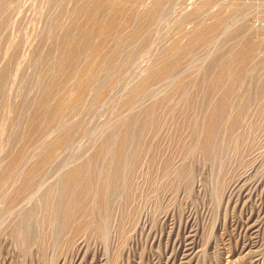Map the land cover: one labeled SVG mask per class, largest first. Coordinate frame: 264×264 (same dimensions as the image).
<instances>
[{"label": "rangeland", "instance_id": "374dc122", "mask_svg": "<svg viewBox=\"0 0 264 264\" xmlns=\"http://www.w3.org/2000/svg\"><path fill=\"white\" fill-rule=\"evenodd\" d=\"M88 1L0 0V264H264V0H163L158 17L143 26L144 39L133 42L138 20L120 24L100 52L120 40L116 67L102 59L108 70L93 79L77 109L26 143L34 104L58 77L62 41ZM154 1L124 4L142 14ZM240 51L244 60L231 77H219L223 57ZM95 58L85 55L76 65L84 69ZM166 66L162 78L152 74ZM226 92L228 107L205 155L194 143ZM119 131L130 136L119 151L129 183L110 190L103 213L93 195L79 214L64 216L62 181L95 157L97 180L104 176L116 162ZM60 136L66 138L34 187L10 200L28 167ZM22 149L20 167L1 176ZM29 211L34 214L26 219Z\"/></svg>", "mask_w": 264, "mask_h": 264}, {"label": "bare ground", "instance_id": "6f19581e", "mask_svg": "<svg viewBox=\"0 0 264 264\" xmlns=\"http://www.w3.org/2000/svg\"><path fill=\"white\" fill-rule=\"evenodd\" d=\"M48 1L51 2V0H48ZM125 1H127V0H117V1L114 0V2L112 0H91V2L88 1L89 4L91 3L90 6L84 5L85 7H82L80 10L78 9L79 11H77V12H78V15L81 16V19H80V21H78L76 19L78 21L77 24L75 23L76 26H74V29H72L73 31L70 29L72 32L70 31L69 32L70 34H67V36L64 38V42L62 41V44H61L62 46L60 45L61 46V48L59 49L60 51L58 50L59 52H61L60 56L62 57L61 59L59 58L61 61V62L59 61L60 65L59 66L57 65L58 66V73H59V74H57L58 77L57 78L54 77L56 80L54 79L50 88L47 87L48 90H47V93L45 92L46 95L44 96L43 100H41L42 102L37 104V105L34 104L35 107L33 108L34 109L33 117H32L31 122L29 124V128H28L29 130L27 129V132L25 133V135H23L24 139L29 138L30 143L35 142V141L37 142L38 136L41 134H45V132L50 128V126L52 124H56L61 119L63 120V117H65V115L68 114V112H71L73 109L75 110V108L77 109V106H79V104H81L83 102L85 96L87 95L86 93L90 91L88 89L89 88L92 89L93 85H91V83L94 82L93 79H96V77L99 76L102 71L108 70L107 68H106L107 70H103V67L105 66L106 63L103 65L104 61H102V59L105 60L106 58L109 57L108 59L110 60V62L111 61L114 62V63H111L112 64L111 66H113V67L115 66V64H116L115 61L118 57H120L119 54L121 53L120 49L118 48L120 40H118L119 43H118V45H116L115 48L113 46V48H114L113 50L108 51L102 57H100V52L103 48V45L106 44V42H109L110 40L113 39V37L115 36L114 31L116 30V28L119 27L120 24H123V26H124L125 24H128L129 22H133V21L138 20L137 30H135L132 34H130L129 38H131L132 42H133V38L134 37L136 38V36L140 37V39H144V35H145L144 29H145V27L148 26L145 24H149L150 22L152 23V21H154L156 19V17H158V15L162 11L163 0H155L153 2L152 6H150L149 9H146V11L142 14L137 13L135 8H134V10H132V8L130 10H129V8H125V5H126V4H124ZM42 6H43V4H42ZM46 8H48V7H46ZM78 15L76 16L77 18H79ZM56 23H57V21H56ZM129 25H131V24H129ZM143 26H145V27H143ZM213 26L214 25H212L210 27L208 26L209 28L206 27V29H202V31H199L198 34H196V36H195L196 40H194V43H195V41L197 43L201 42V40L203 41V39H201L202 35L204 33L210 34V32L213 31L211 29V27H213ZM72 28H73V26H72ZM215 31H216V28H215ZM127 36L125 38H127ZM118 37H120V36H118ZM138 37L136 39H138ZM122 38H121V40H122ZM125 38H124V41L126 40ZM60 39H61V37H60ZM124 41H123V43H124ZM115 42L117 43V41H115ZM248 43H247V45H248ZM134 45H135V43H134ZM137 45H139V43ZM250 47H252V46H250ZM120 48H121V46H120ZM121 51H122V49H121ZM132 53H135V52L132 51ZM241 54H242V51H240V56H241ZM85 55H90V56L92 55L96 58L99 57V60L94 61L96 63H93L92 65L90 64L87 67H85L84 69H80L76 64L78 61H80V59L84 58ZM132 56H135V55H132ZM240 56H237L236 54H234V55L227 54L225 57H223V64L220 66L221 70L219 71V73H220L219 77L222 78V77L230 76L231 69L234 68L237 65V63H240V60L241 61L244 60V56L243 55L241 57ZM130 59H133V58H130ZM130 61H132V60H130ZM228 62H230L232 64L231 65L232 67H230V69H228V66H227ZM56 64H58V63H56ZM167 65H169V64H167ZM54 66H56V65H54ZM67 66L69 67L68 69H67ZM169 68H171V67L169 66ZM169 68L166 66V67L161 68L159 70H157V69L153 70V73L152 72L151 73L155 76H159L162 78L165 74L168 73L167 70ZM113 69H112V71H113ZM61 73L62 74L64 73V74L61 76ZM109 74H110V72H109ZM104 75L109 76L108 74H106V72L104 73ZM63 76L66 77L65 79H67V82H64ZM4 77H5L4 75H1L0 83H2V81H4ZM106 78H107V82H105V83H108V77H106ZM106 78L104 80H106ZM98 79H99V77H98ZM110 79H112V78H110ZM112 80H110V81H112ZM218 80H216L214 83L217 84V81L219 83L223 79H218ZM95 82H97V80ZM102 83H104V82H102ZM93 84L95 86V83H93ZM111 84H113V83H111ZM224 84H226V83H224ZM90 85H91V87H89ZM227 90L229 91V89H227ZM138 91L137 90L135 91V93H134L135 96L138 94ZM99 94L96 96V98L99 96ZM100 97H98L97 99H100ZM227 98L228 97H227V92H226L225 95L221 96L217 100L214 107H212L211 109L209 108L210 109V111L208 110L209 113L207 111L208 121L206 120L207 123H206V126H204L205 127V129H204L205 133H203L204 136L202 137V139L200 138V136H198L200 138V140L197 139V142L195 140L194 144H196V146H197V144L200 145V147L203 150H205V152H204L205 155L210 153V151L212 149V146L214 143L213 141H214L215 136H216L215 135L216 134V124L218 122V118L220 117L219 115H221V113H223V111L225 109H227V107H228V101H227L228 99ZM1 101H3V100H1ZM39 102H40V100H39ZM35 103H37V102H35ZM49 104H52L53 107L49 108L48 107ZM126 128L127 127H125V129ZM141 128L142 127H139V130ZM121 129H123V128H121ZM119 132L120 133L118 134L117 141H116L117 146H115L118 148H115L116 149V151H114L115 155L112 156L114 158L113 160L116 162L115 163L113 162L114 164L109 163V165H111V166L108 165V170H106V173L104 176H102L99 180H97V169H98L97 163H98L99 159L94 156L95 159L90 158V160H87L85 165L81 164L80 167H76V169H73L72 171H70V173L68 174V176L66 178V181L65 180H64L65 182L62 181V183L64 185H63V189H62L61 193H59V194L65 200V204H64L63 209H62L64 216H66L65 214H67L68 216L74 215L75 213L79 214V212H81V210L84 208V205L88 202V199L93 195H98L100 197L99 205L96 204V205H98L97 206L98 207L97 213H103L105 211L104 209H106V207H107V202H108V198L110 195L109 194L110 190L112 191V188H114L119 182L125 181V185L128 182V178L127 177L125 178V175H127V174H126V172H124L125 171L124 169H126V166H125L126 161H125V165L121 164L122 160L125 159V157H124L125 154L122 153V150L120 153H119V151H120V149H122V147L125 146V144H127V141H129L130 136L125 131H119ZM65 136H67V135H65ZM65 136H62V137L60 136L61 138H58L59 139L58 142L55 141L57 143L54 144L53 147L51 146V148L47 151V153L44 155L43 158L41 157L42 158L41 161H39V162L31 165L30 167H28L29 169H27L28 171L26 170V175H25L26 177L24 178V182H23L22 187L18 191H17V189L15 190L16 193L12 197V199L9 196L10 200H12L13 202L15 200L17 201V199L20 198L21 193H23V190L30 189V188L34 187L37 176L42 172V170L46 167V165L51 162L52 158L55 155L57 146L60 145L64 141V139L66 138ZM24 139H22V141ZM26 139H25V142L27 143ZM130 141H131V139H130ZM25 146L26 145H23V147H25ZM106 147H107V145H105V146L102 145V147L100 148V153L105 152ZM113 147H114V145H113ZM197 147H198V149H200L199 146H197ZM195 149L192 148V150H195ZM202 149H201V151H202ZM21 151L19 152L20 156L17 154L18 157H14V159H12L10 161V163L5 168H3L4 171H2L3 175H1V176H4L7 179V178L12 176V174L16 168L20 167V164H22L20 162V157H21V154H23L24 150L22 149ZM25 151H26V149H25ZM109 151H110V149H109ZM206 152H208V153H206ZM24 154L22 156H24ZM212 154H213V152H212ZM109 155H111V154H109ZM110 158H111V156H110ZM110 161H111V159H110ZM123 166H125L124 169H123ZM1 179L3 180V178H1ZM1 182H3V181H1ZM3 186H5V185L0 184V193H2L5 190ZM116 189H117V186H116ZM116 189H114V190H116ZM3 194H1V195H3ZM13 202H12V204H13ZM10 203H11V201H10ZM64 212H65V214H64ZM33 214L34 213H31V212L28 213L26 219L27 218L30 219L33 216ZM73 217H72V219H73ZM55 219H56V216H55L54 220ZM65 220L67 222L68 217ZM70 221L72 222L71 219H69V222ZM69 222H68L69 226L72 225ZM65 223H63V224L66 226ZM98 223H96L98 226V230L100 229V231H101V228H100L101 225H99L100 223L99 224ZM83 225H85L84 227H86L87 224H85L83 221L82 226L81 225H79V226L83 227ZM92 225H94V224H92ZM92 227L90 226V229L88 228L89 231L92 230L91 229ZM76 228H74V229H76ZM93 229H95V228H93ZM96 231L97 230L95 229V232Z\"/></svg>", "mask_w": 264, "mask_h": 264}]
</instances>
